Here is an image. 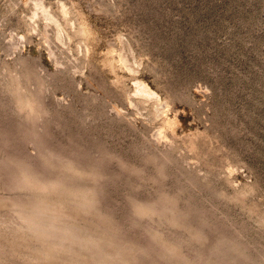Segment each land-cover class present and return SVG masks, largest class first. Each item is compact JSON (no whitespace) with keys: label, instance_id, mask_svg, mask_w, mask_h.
<instances>
[{"label":"rangeland","instance_id":"rangeland-1","mask_svg":"<svg viewBox=\"0 0 264 264\" xmlns=\"http://www.w3.org/2000/svg\"><path fill=\"white\" fill-rule=\"evenodd\" d=\"M0 264H264V0H0Z\"/></svg>","mask_w":264,"mask_h":264},{"label":"bare ground","instance_id":"bare-ground-1","mask_svg":"<svg viewBox=\"0 0 264 264\" xmlns=\"http://www.w3.org/2000/svg\"><path fill=\"white\" fill-rule=\"evenodd\" d=\"M136 89L138 92L146 96L154 95V93L146 85L142 83H138Z\"/></svg>","mask_w":264,"mask_h":264}]
</instances>
